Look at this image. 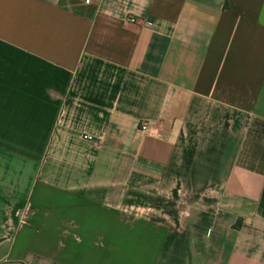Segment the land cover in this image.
I'll return each mask as SVG.
<instances>
[{
	"label": "crops",
	"instance_id": "obj_1",
	"mask_svg": "<svg viewBox=\"0 0 264 264\" xmlns=\"http://www.w3.org/2000/svg\"><path fill=\"white\" fill-rule=\"evenodd\" d=\"M6 261L264 264V0H0Z\"/></svg>",
	"mask_w": 264,
	"mask_h": 264
},
{
	"label": "built area",
	"instance_id": "obj_2",
	"mask_svg": "<svg viewBox=\"0 0 264 264\" xmlns=\"http://www.w3.org/2000/svg\"><path fill=\"white\" fill-rule=\"evenodd\" d=\"M84 1L88 2L90 0H84ZM127 20L128 22H131V23H134L137 21L135 16H131V15L127 17ZM140 129L144 131H148V132L153 131V128L150 125H148V123H140Z\"/></svg>",
	"mask_w": 264,
	"mask_h": 264
},
{
	"label": "water",
	"instance_id": "obj_3",
	"mask_svg": "<svg viewBox=\"0 0 264 264\" xmlns=\"http://www.w3.org/2000/svg\"><path fill=\"white\" fill-rule=\"evenodd\" d=\"M0 264H24L23 262H17V261H6V262H0Z\"/></svg>",
	"mask_w": 264,
	"mask_h": 264
}]
</instances>
